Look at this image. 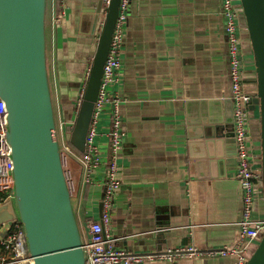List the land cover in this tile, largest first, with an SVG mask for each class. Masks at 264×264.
Listing matches in <instances>:
<instances>
[{"label": "crops", "instance_id": "obj_1", "mask_svg": "<svg viewBox=\"0 0 264 264\" xmlns=\"http://www.w3.org/2000/svg\"><path fill=\"white\" fill-rule=\"evenodd\" d=\"M99 0H48L47 56L59 134L67 137L98 46L92 35ZM240 5V1L236 0ZM240 18L245 90L256 94L251 43ZM120 81L125 145L119 158L110 237L117 248L156 259L143 264H236L215 252L239 238L242 187L236 178L235 142L225 145L233 164L202 163L188 140V121L202 117V103L232 99L230 58L221 0H131ZM223 113V111H222ZM253 166L261 169L260 115L250 110ZM60 122V123H59ZM64 127H63V125ZM110 113L98 123L103 165L85 187L81 162L67 158L82 232L100 220L110 155ZM64 128V131L61 130ZM228 158V157H227ZM198 162H201L198 164ZM253 217L264 220L263 180L256 185ZM1 228H0V236ZM259 241L250 245L252 253ZM195 255L160 258L178 248ZM12 254L0 247V258Z\"/></svg>", "mask_w": 264, "mask_h": 264}, {"label": "water", "instance_id": "obj_2", "mask_svg": "<svg viewBox=\"0 0 264 264\" xmlns=\"http://www.w3.org/2000/svg\"><path fill=\"white\" fill-rule=\"evenodd\" d=\"M103 1L95 8L91 31L92 35L98 31L97 50L69 136V143L80 153L86 150L121 5V0H111L103 18ZM239 1L255 60L257 90L250 110L259 109L264 187V0ZM47 3L0 0V97L7 108V143L13 164L12 195L0 204V228L6 235L15 223L22 224L23 248L31 259L26 264H88L51 90ZM222 106L202 103L203 116L188 121V140L200 150L197 158L202 163H236L225 151L226 144L235 142L233 100ZM102 208L101 203L100 215ZM247 264H264V234Z\"/></svg>", "mask_w": 264, "mask_h": 264}, {"label": "built area", "instance_id": "obj_3", "mask_svg": "<svg viewBox=\"0 0 264 264\" xmlns=\"http://www.w3.org/2000/svg\"><path fill=\"white\" fill-rule=\"evenodd\" d=\"M111 0L103 1V11L106 14ZM131 0H121L119 17L112 36L109 54L104 66L103 79L97 98L95 112L86 139V150L78 152L69 143L67 137H62V150L67 157L78 159L84 170L83 184H94L92 174L102 165V157L96 144L98 123L106 110L110 113L111 125L109 129L110 155L107 162V173L104 180V196L102 199V214L99 221H90L83 233L84 248L88 264H143L156 259L153 255H140L117 248L115 239L110 237L111 218L114 208L115 195L121 188L119 177V158L123 152L125 139L122 129L121 106L123 99L113 93V86L120 81L122 69V50L125 40L126 25L129 18ZM221 8L225 17V35L228 43L230 58V79L233 100V124L235 134L236 178L242 187V213L239 222L240 234L234 246H225L215 252L220 256H231L237 259L236 264H247L252 255L250 245L262 239L264 234V220L253 217L256 200V185L262 180V170L253 166L251 153L250 106L253 97L245 90L243 73V40L240 35V18L243 16L241 4L236 0H221ZM100 25V29L101 26ZM84 87L79 99L78 108L82 101ZM7 108L0 97V191L7 192V199L12 195L13 164L9 157L10 147L7 143ZM3 201V202H5ZM3 202H0L3 203ZM25 237L20 222L13 225L11 231L0 236V247L12 254L10 261L0 258V264L30 263L29 255L24 251ZM198 250L194 247L178 248L160 258H175L177 255H195Z\"/></svg>", "mask_w": 264, "mask_h": 264}, {"label": "trees", "instance_id": "obj_4", "mask_svg": "<svg viewBox=\"0 0 264 264\" xmlns=\"http://www.w3.org/2000/svg\"><path fill=\"white\" fill-rule=\"evenodd\" d=\"M72 127V126H71ZM71 127H67L66 129H67V131H68V133H69V136H70V131H71ZM89 185L87 184V185H85V187H88ZM7 192H5V191H0V202H3V201H5V199L7 198ZM22 225V224H21ZM23 228V227H22Z\"/></svg>", "mask_w": 264, "mask_h": 264}, {"label": "rangeland", "instance_id": "obj_5", "mask_svg": "<svg viewBox=\"0 0 264 264\" xmlns=\"http://www.w3.org/2000/svg\"><path fill=\"white\" fill-rule=\"evenodd\" d=\"M60 123V122H59ZM63 125V124H62ZM63 127H64V125H63ZM65 128V127H64ZM64 128H61V130H63L64 131ZM64 133H65V131H64ZM63 137V139H64V136H62ZM262 168V167H261Z\"/></svg>", "mask_w": 264, "mask_h": 264}]
</instances>
